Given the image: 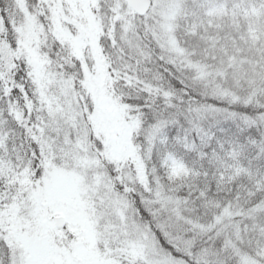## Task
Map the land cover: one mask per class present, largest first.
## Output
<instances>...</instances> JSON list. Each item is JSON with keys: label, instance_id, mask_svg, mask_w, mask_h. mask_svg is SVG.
<instances>
[{"label": "snow or ice", "instance_id": "6c2138e0", "mask_svg": "<svg viewBox=\"0 0 264 264\" xmlns=\"http://www.w3.org/2000/svg\"><path fill=\"white\" fill-rule=\"evenodd\" d=\"M0 264H264V0H0Z\"/></svg>", "mask_w": 264, "mask_h": 264}]
</instances>
